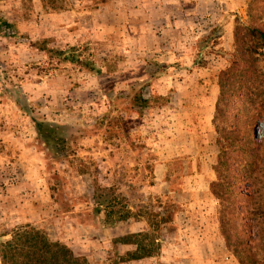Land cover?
<instances>
[{"label": "rangeland", "instance_id": "1", "mask_svg": "<svg viewBox=\"0 0 264 264\" xmlns=\"http://www.w3.org/2000/svg\"><path fill=\"white\" fill-rule=\"evenodd\" d=\"M0 17L10 23L0 33V243L30 226L89 264H139L128 260L133 253L240 264L226 245L227 258L214 251L211 260L193 246L198 212L207 230L215 222L220 230L222 207L212 180L201 205L189 201L188 158L176 156L168 124L186 69L212 70L220 99V72L241 48L235 34L264 26V0H0ZM255 55L264 77V52ZM250 87L257 106L264 80ZM139 91L146 107L133 100ZM32 116L80 124L86 134L69 158L48 160ZM254 134L264 137L263 119ZM97 184L112 188L114 206H96ZM124 236L137 244L121 245Z\"/></svg>", "mask_w": 264, "mask_h": 264}, {"label": "trees", "instance_id": "2", "mask_svg": "<svg viewBox=\"0 0 264 264\" xmlns=\"http://www.w3.org/2000/svg\"><path fill=\"white\" fill-rule=\"evenodd\" d=\"M8 26L10 23L0 17V33ZM235 39L241 48L220 72V99L213 117L219 149L213 166L217 178L210 182V187L221 203L220 231L227 249L240 264H264V137L260 139L254 134L257 122L264 120V96L259 94V104L255 106L250 87L253 78L264 80L255 55L264 52V26L243 25ZM58 52L64 54L62 50ZM62 59L97 71L93 61L80 55H62ZM133 100L142 108L149 102L141 91ZM16 101L24 111H29L18 98ZM31 120L37 142L48 160L69 158L86 134V128L80 124L52 123L35 116ZM93 198L98 208L114 206L118 200L112 188L98 184ZM164 216L162 222H168ZM127 218L123 216L119 220ZM118 243L137 244L128 236L121 237ZM0 254L2 264H89L87 258L76 255L67 243L52 241L43 231L30 226L16 231L12 240L0 243ZM149 255L152 254L133 253L128 260Z\"/></svg>", "mask_w": 264, "mask_h": 264}, {"label": "crops", "instance_id": "3", "mask_svg": "<svg viewBox=\"0 0 264 264\" xmlns=\"http://www.w3.org/2000/svg\"><path fill=\"white\" fill-rule=\"evenodd\" d=\"M184 71V77L175 81L178 90L174 91L175 110L171 116L172 122L168 124V134L172 135L173 140H177L176 156L186 155L188 158L189 168H185L188 177L185 181L186 190L189 193L188 199L195 200L198 205H201L204 202V195L209 190V182L215 178L212 164L218 147L215 143L216 131L213 117L219 88L212 70L193 67ZM206 159L209 160V164L206 163ZM198 215L202 226L200 228L198 226L199 229L194 233L193 246L199 248L205 260L213 259L214 251L221 258L222 256L227 258L225 241L217 222H215V231H209L207 225L203 224L204 213L198 212ZM192 220L191 215L189 221ZM141 231L142 229L139 228V233ZM136 261H139V264H175L176 262L173 258L171 260L169 253L166 256L152 254L133 260V262Z\"/></svg>", "mask_w": 264, "mask_h": 264}]
</instances>
